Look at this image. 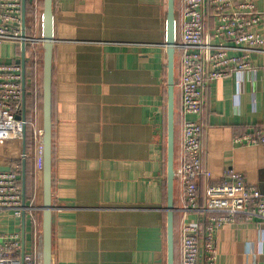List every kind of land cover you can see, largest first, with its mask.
<instances>
[{
  "label": "crops",
  "instance_id": "0c3cea01",
  "mask_svg": "<svg viewBox=\"0 0 264 264\" xmlns=\"http://www.w3.org/2000/svg\"><path fill=\"white\" fill-rule=\"evenodd\" d=\"M53 3V264H167V0ZM178 3L179 30L183 0ZM255 5L263 15L255 32L264 38V0ZM26 14L28 23L38 14L36 24L43 29V0H27ZM212 14L208 8L207 31L215 25ZM21 58L19 46L0 44V65ZM25 60L27 111L22 114L26 118L29 110V119L42 128L43 57L34 65L26 51ZM250 62L252 69L244 74L210 84L202 114L188 119L204 124L203 164L211 182H223L224 171L232 169L264 195L263 147L234 143L264 125V45ZM175 98L178 150V89ZM20 149L0 144V169L9 167L12 158L22 162ZM27 153L29 209L21 216L0 210V234L20 233L26 253L39 247L43 216L42 155L35 167L31 149ZM21 181L23 187L22 175ZM206 184L201 183L202 195ZM175 206L180 247L179 188ZM197 218L187 216L188 221ZM260 223L221 227L217 264H264Z\"/></svg>",
  "mask_w": 264,
  "mask_h": 264
},
{
  "label": "built area",
  "instance_id": "2783aa9c",
  "mask_svg": "<svg viewBox=\"0 0 264 264\" xmlns=\"http://www.w3.org/2000/svg\"><path fill=\"white\" fill-rule=\"evenodd\" d=\"M215 25L207 31V9ZM37 9V7H36ZM263 15L255 0H183V14L176 36L175 88L181 94L178 113L182 121V140L176 150L175 189H180L184 215L179 227V264H217L218 234L221 227L237 221L264 225V195L247 184L244 176L232 169L224 171L223 182L212 183V174L203 164L204 124L188 116L202 114L208 87L214 81L252 69L250 56L264 45L255 32ZM34 22L24 28L23 0H0V44H25L34 65L43 57V29ZM176 71V72H177ZM23 68L18 63L0 65V144L20 145L28 122L23 113ZM31 156L38 167L42 155L43 131L33 122ZM238 146H262L264 125L251 128L234 140ZM29 155V153H27ZM26 155V157H27ZM29 158V157H27ZM10 170L0 171V210H13L21 216L23 204L22 164L11 159ZM36 169V168H35ZM207 181L203 195L200 186ZM178 211V210H177ZM198 216L188 221L187 216ZM20 233L0 234V264H43L42 239L39 247L23 252Z\"/></svg>",
  "mask_w": 264,
  "mask_h": 264
},
{
  "label": "water",
  "instance_id": "95a60500",
  "mask_svg": "<svg viewBox=\"0 0 264 264\" xmlns=\"http://www.w3.org/2000/svg\"><path fill=\"white\" fill-rule=\"evenodd\" d=\"M167 264H176L175 241V161H176V0H167ZM27 0H23V22L26 23ZM54 3L43 0V136H42V257L43 264H53V59L55 48ZM22 58L17 61L23 68V112L26 109V46H21ZM19 118L26 119L25 114ZM20 155L23 171V204L26 206V130L21 141ZM10 168L0 171L8 172ZM24 252V250H23Z\"/></svg>",
  "mask_w": 264,
  "mask_h": 264
},
{
  "label": "trees",
  "instance_id": "16d2710c",
  "mask_svg": "<svg viewBox=\"0 0 264 264\" xmlns=\"http://www.w3.org/2000/svg\"><path fill=\"white\" fill-rule=\"evenodd\" d=\"M178 5H179L178 0H176V21L178 20L177 19ZM28 12H29V8H28ZM177 33H178V21H177V27H176V34ZM40 86L41 87L43 86V80H42ZM38 89L39 88H38L37 85L34 86L33 93L34 92L36 93V90H38ZM31 90H32V88H31ZM30 94H32V91L30 92ZM30 94H28V95H30ZM42 100H43V97H42ZM26 111H27V104H26ZM27 113H29V110H28ZM27 113H26V120L28 122V125H27V128H26V138H27V152H29V150L32 147V140H33L34 130H33V120L29 119L30 116H28ZM175 121H176L175 126H176V133H177V116H176V120ZM181 126H182V122H181ZM176 150H177V147H176ZM30 162L31 161L29 159L26 160V187H25L26 198H27V186H28L29 178L31 177V174H29ZM21 164H22V162H21ZM175 227H176V222H175ZM178 255L180 257L179 247L176 245V262H177V259H178Z\"/></svg>",
  "mask_w": 264,
  "mask_h": 264
},
{
  "label": "rangeland",
  "instance_id": "374dc122",
  "mask_svg": "<svg viewBox=\"0 0 264 264\" xmlns=\"http://www.w3.org/2000/svg\"><path fill=\"white\" fill-rule=\"evenodd\" d=\"M7 168H10V166H9V167H7ZM26 207H27V206H26ZM27 208L29 209V207H27ZM25 213H26V211H25ZM25 213H24V214H25Z\"/></svg>",
  "mask_w": 264,
  "mask_h": 264
}]
</instances>
